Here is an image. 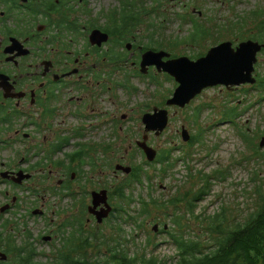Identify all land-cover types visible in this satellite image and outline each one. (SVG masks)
<instances>
[{
  "label": "flooded vegetation",
  "instance_id": "af4514ba",
  "mask_svg": "<svg viewBox=\"0 0 264 264\" xmlns=\"http://www.w3.org/2000/svg\"><path fill=\"white\" fill-rule=\"evenodd\" d=\"M85 2L0 0V264H90L88 226L97 221L89 211L92 193L107 191L111 217L114 188L121 185L108 189L102 176L105 165L123 157L112 143L83 141L84 126L108 124L114 141L127 117L119 95L128 88L123 77L156 82L155 71L168 75L155 66L140 71L152 48L136 44L132 19L119 15L103 25ZM166 99L143 112L167 108ZM37 217L41 230L20 229Z\"/></svg>",
  "mask_w": 264,
  "mask_h": 264
},
{
  "label": "rangeland",
  "instance_id": "374dc122",
  "mask_svg": "<svg viewBox=\"0 0 264 264\" xmlns=\"http://www.w3.org/2000/svg\"><path fill=\"white\" fill-rule=\"evenodd\" d=\"M136 1L138 4L143 1L146 9L153 10L143 13L141 23L133 30L136 44L142 46L152 38L161 42L164 49L175 57L185 55L196 59L222 41H232L234 44L254 39L252 36L259 34V21L264 18V0ZM85 3L91 17L102 20L103 25H109L107 19L117 18L126 0H86ZM258 11L263 12V18H249L244 26L238 24L236 28H230L238 23L237 15L252 17L251 14ZM188 14L191 18L199 19L210 30L199 46L184 41L191 30V23L184 22L182 17ZM218 25H225L220 34L223 36L218 35ZM259 42L264 44V36ZM130 51H134V47ZM257 57L254 71L256 78L260 74L264 76V49ZM130 70L126 67L123 76ZM153 74L157 75L158 81H149L147 75L136 77L131 73L123 77L128 88L123 87L119 95L122 115L126 114L127 117L121 120L122 129L114 141L111 140L114 137L108 124L101 123L96 129L88 124L84 126L86 137L83 141L96 138L106 144L112 143L113 149L116 146L121 149L123 158L115 157L110 166L105 165V171L108 172L102 176V180L107 181L108 189L123 184L127 179V174L117 172L118 179L111 181L117 163L130 165L133 162L141 166L147 175L143 183L132 184L129 189H125L124 197L112 196L116 208L111 217L101 224L92 219L88 227L90 231L101 227L104 236L118 239L120 248L128 251L131 257H156L172 263L178 254L177 245L168 233L173 226L170 220L173 217L181 221V234L207 250L219 235L210 229L211 217L223 213L226 218L220 229L225 231L256 210L258 196L254 190L264 181V160L245 143L240 129L254 136V142L260 147L259 143L264 137V96L253 87L255 83L229 88L219 84L204 89L184 108L168 106L170 120L167 128L159 136L150 133L148 138V144L157 150V155L163 150H171V163L179 158L176 164L165 171L163 168L166 166L155 161L148 162L145 154L136 146V141L141 140L145 133L142 114L152 105L158 106L164 97L169 98L177 86L172 76L168 79L164 73L155 71ZM232 106H237L240 115L233 120L226 119L223 110ZM182 126L188 130V141L183 140ZM198 133H201L199 141L191 142V138ZM131 146L136 150L133 159L125 153ZM260 148V153L264 154V146ZM209 179L208 191L197 202L193 212H189L187 201ZM177 196L181 202L169 204ZM144 203L149 204L145 206L149 210L145 215L141 214ZM25 204L29 208L30 199ZM162 221L166 222L164 225L167 229L164 230L167 232H162ZM156 223L159 229L154 231ZM24 226L30 231L41 230V218L28 219L20 229L23 230ZM106 249L107 246H103L102 252Z\"/></svg>",
  "mask_w": 264,
  "mask_h": 264
},
{
  "label": "trees",
  "instance_id": "16d2710c",
  "mask_svg": "<svg viewBox=\"0 0 264 264\" xmlns=\"http://www.w3.org/2000/svg\"><path fill=\"white\" fill-rule=\"evenodd\" d=\"M150 12H153V10L150 11L146 9L143 1H140V4H138L136 0H126L119 15L122 16L126 23H130V19H132L136 24L135 26H138V23H141L140 19L142 14ZM262 15V11L253 12L251 14L252 17L237 15L236 22L238 23L232 25L230 28H236L238 24L244 26L249 18L259 19ZM110 17L113 16L111 15ZM182 20L191 23V30L189 34L184 37V41L199 46L201 41L209 35L210 30L203 22H200L199 19L191 18L190 14L183 16ZM258 25L259 34L252 37H254V40L261 41L264 36V18L259 21ZM224 26L225 25L217 26V30L219 31L218 35L221 34ZM144 45V49H164L161 42L154 41L152 38ZM166 76L168 79L171 78L169 75ZM253 87L259 89L260 95L264 96V76L262 74L258 75ZM223 112L226 119L233 120V118L239 117L240 115L237 106L226 107ZM195 114L198 116V111H196ZM240 132L245 143L251 147L253 152L259 154L264 160V154L260 153L261 148L254 142V136H250L247 131H243L242 129H240ZM200 135L201 133H198L192 137L191 142L193 140L199 141L201 138ZM133 157L134 154L130 156L131 159H133ZM170 157L171 150H163L158 153L155 162H159L161 165L166 166L167 168L164 167L163 170L167 171L168 168L172 167L176 164V161L179 160V158L174 159L171 163ZM130 165L132 171L127 175V179L122 182L121 188L120 186L114 188L113 196H115V198H118L119 195L124 197L125 189H129L132 184H141L147 178L141 166L133 162H131ZM160 170H162V168ZM210 179L205 181L204 186L194 192V195L187 201L186 207L189 212H193L197 202L203 199V194L205 195L209 189L208 183ZM254 193L258 196L256 199V210L252 212L248 218H245L243 221H237L233 226L228 227L227 230L223 231L220 229L226 218H224L223 213L222 215L218 214L211 217L210 229L212 232H217L219 235L216 237V242L209 246L207 250H205L206 247L202 249L198 242L188 238L185 234H181V221L179 218L173 217L170 219L173 222V226L170 227L168 233L177 245L178 254L176 260L172 261V263L167 260H159L156 257L152 259H146L144 256L131 257L128 251L120 248L118 239L106 238L101 227L98 226L97 230L90 231V235L87 238L91 249L90 264H264V181L256 187ZM179 202H181V198L177 196L172 201H169V204L176 205ZM148 205V203L143 204L141 214L145 215V212L149 213L148 207H145ZM163 214L164 216H168L165 213ZM165 223V221L160 222V224L163 225ZM162 232L167 231L162 229ZM87 240L85 241L88 242ZM105 245L107 249L105 252H102V247Z\"/></svg>",
  "mask_w": 264,
  "mask_h": 264
},
{
  "label": "water",
  "instance_id": "95a60500",
  "mask_svg": "<svg viewBox=\"0 0 264 264\" xmlns=\"http://www.w3.org/2000/svg\"><path fill=\"white\" fill-rule=\"evenodd\" d=\"M102 37V40H108V34H102ZM263 48V43L253 39L241 41L236 45L232 41H222L196 59L185 55L171 58V53L168 51L148 49L142 55L140 71L148 73L149 67L155 66L159 72L172 76L177 86L166 100V105L184 108L208 87L221 84L229 88L256 83L255 64L258 61L257 55ZM142 122L145 125V134L137 141V145L143 150L147 160L152 162L157 156V150L148 144V133L154 132L159 136L165 130L169 123V110L155 107L152 112L143 114ZM182 137L184 141L190 139L188 130L184 126H182ZM259 144L260 147L264 146V137ZM115 170L129 174L132 167L119 163L116 164ZM100 204L104 206L94 211ZM89 211L95 213L98 223H102L104 218L109 216L112 206L108 202L106 190L92 193V205ZM166 227L164 226L165 229ZM153 229L157 231L158 225H154Z\"/></svg>",
  "mask_w": 264,
  "mask_h": 264
}]
</instances>
